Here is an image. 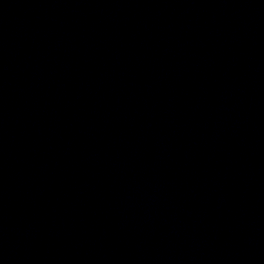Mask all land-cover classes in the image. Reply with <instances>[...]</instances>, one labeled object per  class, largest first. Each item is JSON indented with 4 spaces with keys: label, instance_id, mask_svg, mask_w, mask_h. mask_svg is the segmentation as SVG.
<instances>
[{
    "label": "water",
    "instance_id": "95a60500",
    "mask_svg": "<svg viewBox=\"0 0 264 264\" xmlns=\"http://www.w3.org/2000/svg\"><path fill=\"white\" fill-rule=\"evenodd\" d=\"M0 264H264V0H0Z\"/></svg>",
    "mask_w": 264,
    "mask_h": 264
}]
</instances>
